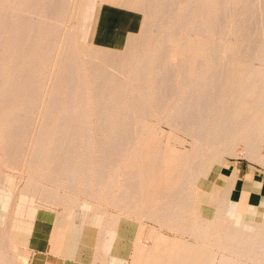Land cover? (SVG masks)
<instances>
[{
	"label": "rangeland",
	"instance_id": "obj_1",
	"mask_svg": "<svg viewBox=\"0 0 264 264\" xmlns=\"http://www.w3.org/2000/svg\"><path fill=\"white\" fill-rule=\"evenodd\" d=\"M18 1L0 0V28L18 13L10 46L0 45V218L7 225L13 217L14 241L30 253L19 255L13 245L17 263H27L38 241L87 256L89 264H185L174 252L185 244L207 254L205 264H264L263 255L238 256L226 246L234 216L260 189L264 203V163L248 153L256 146L238 138L234 154H226L241 180L237 189L232 178L196 174L221 147L210 139L216 114L224 113L217 97L227 80L248 82L264 98V0ZM78 70L88 92L79 118L63 127L71 102L58 96ZM8 84L17 89L10 104ZM203 97L211 99L196 131L188 122ZM41 150L46 155L35 160ZM155 171L162 179L151 188ZM174 182L186 198H169ZM201 186L220 208L209 217L200 207ZM229 194L236 197L224 202Z\"/></svg>",
	"mask_w": 264,
	"mask_h": 264
},
{
	"label": "bare ground",
	"instance_id": "obj_2",
	"mask_svg": "<svg viewBox=\"0 0 264 264\" xmlns=\"http://www.w3.org/2000/svg\"><path fill=\"white\" fill-rule=\"evenodd\" d=\"M6 1V0H5ZM18 1V0H17ZM21 3L22 1L19 0ZM18 1V2H19ZM11 2V0H10ZM6 3V2H5ZM21 3H18L21 5ZM24 3V2H23ZM22 3V4H23ZM7 4H10L7 1ZM6 4V5H7ZM5 5V6H6ZM10 6V5H8ZM17 7V6H16ZM13 8V7H12ZM6 9L7 6H6ZM5 9V10H6ZM15 9V8H14ZM13 9V11H14ZM22 9V8H20ZM38 10V9H35ZM101 10V9H100ZM99 10V11H100ZM7 11V10H6ZM12 11V10H11ZM9 10V13L11 12ZM16 9L14 11V14L11 12L10 14V19H7L4 21L5 23H7L6 25L2 26L0 28V45L3 44H7V46H10L9 44L12 42V31L15 25H13V22L16 19V16L18 13H15ZM21 14V13H20ZM25 16V15H24ZM7 18V17H6ZM4 23V24H5ZM131 26V25H130ZM35 27V26H34ZM33 27V28H34ZM132 27V26H131ZM98 29V28H97ZM34 31V30H33ZM133 32V31H132ZM30 35V33H29ZM28 35V36H29ZM59 35V34H57ZM56 35V37H58ZM54 36V35H53ZM51 38V37H50ZM119 38V37H118ZM56 39V38H55ZM71 39V38H70ZM69 39V40H70ZM117 39V38H116ZM68 41V40H67ZM56 42V41H55ZM58 42V41H57ZM69 43H72V40H70ZM118 43V42H117ZM117 43H116V47H117ZM51 47V46H50ZM1 49V47H0ZM49 49V48H48ZM71 49V48H70ZM69 49V50H70ZM118 49V47H117ZM56 50V49H55ZM47 51V50H45ZM97 55L102 58L103 57V46L102 44L99 46V49L97 50ZM107 52V51H105ZM46 53V52H44ZM67 54V53H66ZM69 55V54H68ZM96 55V54H95ZM46 56V55H45ZM79 57V56H78ZM42 58V57H41ZM74 58L78 59L76 56H74ZM49 59V57H48ZM72 59V58H71ZM97 59V58H96ZM119 59V58H118ZM65 61V60H64ZM67 61H70L67 60ZM74 61V59L72 60ZM78 61V60H77ZM1 63V62H0ZM95 63V62H94ZM204 63V62H203ZM186 64V61L181 59V65ZM121 65V64H120ZM100 66V65H99ZM184 66V65H183ZM50 67V66H49ZM32 68V67H31ZM34 69V68H33ZM37 69V68H36ZM72 70V68H70ZM94 71V70H93ZM95 74L96 71H94ZM1 74V72H0ZM62 74V73H61ZM91 74V73H90ZM14 75V74H13ZM13 77V76H12ZM68 77V76H67ZM234 77V76H233ZM233 77H231L232 79L230 81L227 80L226 85L224 86V88L221 90L220 95L217 97V100L220 102V107L223 108L224 113H217L216 117L213 121V131H212V135H211V143H213L214 141L216 142L219 141V145H221V147L215 152L216 154L214 155V157H210L209 159L211 160H206V162H202L196 171V174L200 177H211V178H216L217 181H231L232 178V184L233 187L235 189L239 188L241 186V180L239 178V176H235V172H236V168L235 167H230V165L228 164L227 158H226V154H234V148L236 147L235 144L237 142L238 138H241L242 140H244L245 142H248L249 144H253L254 146H256L255 148H250L249 150V154L250 156H255V157H259L260 158V162L264 163V155H261L259 153L258 150V145H262L264 144V114H262V110L264 108V98L260 97V96H256V90L254 89V87L249 84L248 82H246L244 85L242 86H237L234 83ZM81 78H83V75L78 71H76V75L75 77L71 80L73 81V83L70 82L67 84H64L65 86L62 87L60 96H58L60 99L62 100H67L68 102H71V107L68 108V110L63 114L61 121H60V125L63 127H66V124L69 123L70 120L74 119H78L79 118V112L77 111V107H78V102L85 99L87 92H88V88L81 82ZM3 79V78H2ZM9 79V78H8ZM14 79V78H13ZM66 79V77L64 78ZM70 79V78H69ZM17 80V79H16ZM15 80V81H16ZM63 80V79H62ZM69 81V80H68ZM65 82V81H64ZM63 83V81H62ZM124 83V82H123ZM13 84V83H12ZM16 84V82L14 83ZM1 87L2 84L0 85V125H1V121L4 119L5 117V111L4 108L2 107V102L3 99H1L2 94L5 93L4 88L2 89ZM19 87V86H18ZM22 87V86H21ZM58 87V86H57ZM56 87V88H57ZM99 87V86H98ZM6 88V87H5ZM16 86H13L11 84H8V95L11 97H9V99H6L9 102V104L11 103L12 100V96L15 95L16 90H15ZM98 89V88H97ZM7 91V90H6ZM21 92V91H20ZM207 92H209L206 97L211 93L210 91L207 90ZM56 93V92H55ZM58 93V91H57ZM97 90H96V94H97ZM176 93L180 94V92L176 91ZM12 95V96H11ZM18 95V94H17ZM95 95V94H94ZM4 97V96H3ZM56 97V96H55ZM202 98V101L200 103V105H193L192 107H194V115L192 117V120L189 118L190 125L194 126L193 130H201L200 126H195V122L197 117H200L205 109H206V105L208 104L207 101L211 98ZM51 98V97H50ZM15 99V98H13ZM52 102V101H51ZM82 102V101H81ZM51 104V103H50ZM54 104V103H53ZM130 106V105H129ZM49 107V105H48ZM61 108V107H60ZM48 109V108H47ZM183 109V108H182ZM83 110V109H82ZM210 110H208L207 112H209ZM217 112V111H216ZM82 113V111L80 112ZM206 113V112H205ZM178 117H177V123L179 122V120H181L185 114L183 111L181 113H178ZM192 115V114H191ZM222 115V116H221ZM224 119L222 124H219V120L220 119ZM11 118V117H10ZM10 120V119H9ZM48 123H46V127H51L50 124L52 123L51 121V116L47 117ZM53 120V119H52ZM57 120V119H56ZM206 120V119H205ZM169 121V120H168ZM188 121V120H187ZM77 122V121H76ZM79 123V122H78ZM189 125V126H190ZM76 126V125H75ZM41 127V126H40ZM71 129V128H70ZM73 129V128H72ZM188 129V127H187ZM45 130V128L43 129ZM61 130V129H60ZM184 130V129H183ZM81 132V131H80ZM185 132V131H184ZM24 133V132H23ZM77 133V132H76ZM17 134V133H16ZM19 134V133H18ZM79 134V132H78ZM78 136V135H77ZM10 137V136H9ZM12 137V136H11ZM77 138V137H76ZM14 140V139H13ZM23 140V139H22ZM21 140V141H22ZM79 140V139H78ZM45 142V141H44ZM43 142V143H44ZM18 143V141H17ZM218 143V142H217ZM69 145V144H68ZM258 146V147H257ZM38 147V146H37ZM20 148V147H19ZM58 147L55 148V152L57 151ZM66 149V148H65ZM88 149V148H87ZM21 150V149H20ZM23 150V149H22ZM53 151V152H54ZM70 149H68V153H69ZM74 151V150H73ZM75 152V151H74ZM213 152V151H212ZM46 155V152H44L43 150H41L40 153L36 152V156H35V160H38L39 158L42 157V154ZM210 153V152H209ZM35 154V153H33ZM64 154V153H63ZM214 154V153H213ZM55 156V155H54ZM63 156V155H62ZM213 156V155H212ZM57 155L54 157L56 158ZM22 158V157H21ZM58 158V157H57ZM62 158V157H61ZM63 159V158H62ZM61 159V160H62ZM213 159V160H212ZM66 160V159H65ZM180 163V162H179ZM42 165V164H41ZM174 165V164H173ZM9 166V164H8ZM46 167V166H45ZM44 167V168H45ZM177 167H179L180 169L183 170V168L186 167L185 163H180L179 165H177ZM63 168V167H62ZM80 168V167H79ZM70 169V168H69ZM74 170V168H73ZM72 170V171H73ZM78 170V169H77ZM139 170V169H138ZM71 173V172H70ZM73 173V172H72ZM232 174V177H231ZM69 175V174H68ZM151 175H155L159 177L158 180L154 181V184H151V188L156 187L158 184H160V180L162 179L161 174L157 171H155L154 173L152 172ZM22 177V176H21ZM73 177V176H72ZM182 178V177H181ZM141 179V181L143 182L144 177L139 178ZM180 179V178H179ZM210 179V178H209ZM207 182V181H206ZM174 185L170 186L169 188V194L168 196H170L169 198L171 199L173 196V193H177L176 195L179 194V199L181 197H183L182 195H184V191H179L176 190L175 185L178 184L177 182L173 183ZM26 186L30 187L31 185L27 184ZM140 187V186H139ZM25 188V187H24ZM150 188V190H151ZM206 187H202L201 188H197V193H198V197L200 198V207L202 210H204V212L206 213V216H210L213 215L215 212L219 211V206L218 205H213L211 200L209 199L210 195L212 194V192L210 191H206L205 190ZM27 189V188H26ZM215 193V192H214ZM146 194V193H145ZM33 195V194H32ZM230 195V194H229ZM256 199L255 200H251L245 203V207L247 205V207L245 208L244 211L242 212H238L235 216H234V220L231 223V227L230 229L227 231V244L226 246L227 251L232 252V254L234 255H238V256H250V255H263L264 256V203H260L261 199L263 198V191L260 189L258 190V192H256ZM27 196V195H25ZM228 196V195H227ZM175 197V196H174ZM220 197V196H219ZM236 197V194H232L230 196L227 197L225 201L229 200H233ZM183 198H186V196H184ZM14 201V199H13ZM12 201V202H13ZM131 201V200H130ZM240 201V200H239ZM258 201V202H257ZM132 202V201H131ZM73 203V202H72ZM144 203V202H143ZM242 203V202H241ZM75 204V203H74ZM125 204V203H124ZM161 204V203H160ZM13 206H15V203L11 204ZM73 205V204H72ZM76 205V204H75ZM135 205V204H134ZM225 205V204H224ZM161 207V206H160ZM164 207V206H162ZM82 208V207H81ZM10 214L12 213V209H10ZM141 210V209H140ZM31 211V210H30ZM146 211V210H145ZM150 213V212H149ZM153 213V212H152ZM31 214V213H30ZM94 214V213H93ZM174 215V214H173ZM223 215V214H222ZM83 216V215H82ZM94 216V215H93ZM175 216V215H174ZM92 217V216H91ZM8 226L10 231L12 232V226H13V217L10 215L8 217ZM73 218V217H72ZM91 219V218H90ZM99 219V218H98ZM94 219H92L93 221ZM168 221V220H167ZM53 222V221H52ZM57 224V223H56ZM97 224V223H96ZM68 227V226H67ZM193 226L190 225V228H192ZM61 229V228H59ZM193 229V228H192ZM5 230V229H4ZM7 230V229H6ZM52 230V229H51ZM55 231V230H54ZM5 233V231H4ZM34 233V231H33ZM54 233V232H53ZM52 234V232H51ZM7 235V234H6ZM49 236V235H47ZM53 237V235H50ZM5 237V235L3 236ZM8 237V236H7ZM3 239V238H2ZM6 240V238H4ZM8 240V239H7ZM1 242V241H0ZM8 242V241H7ZM6 243V242H5ZM50 243V242H49ZM65 243V242H64ZM2 244V242H1ZM66 244V243H65ZM2 245H0L1 247ZM16 246V245H15ZM72 247V245H71ZM8 248V247H7ZM33 248V247H32ZM66 247H64L65 249ZM174 248V245L172 246V249ZM0 264H4V259L8 258V254H5L6 252L4 250H2V247L0 248ZM58 249V248H57ZM68 249V247H67ZM67 249L65 251H67ZM7 250V249H6ZM69 250V249H68ZM3 251L5 252L3 254ZM9 251V249H8ZM11 251V250H10ZM70 251V250H69ZM14 252V251H13ZM150 252V251H149ZM179 253V257L183 260V262L185 264H205L204 262L206 255L204 254V252L197 248V247H193L190 245H184V246H178V248L174 251ZM9 253V252H8ZM12 253V252H11ZM65 253V252H64ZM6 255L7 257L3 258ZM233 255V256H234ZM17 256V255H16ZM204 256V257H203ZM249 258V257H247ZM7 260V259H6ZM10 263L9 262H5V264H19L17 263L16 259H15V255L14 253L11 254L10 256ZM8 261V260H7ZM145 261V260H144ZM143 261V262H144ZM211 261V260H210ZM210 263V262H209ZM134 264H136L134 262ZM219 264H244V262L242 261H237L234 258H222Z\"/></svg>",
	"mask_w": 264,
	"mask_h": 264
},
{
	"label": "crops",
	"instance_id": "obj_3",
	"mask_svg": "<svg viewBox=\"0 0 264 264\" xmlns=\"http://www.w3.org/2000/svg\"><path fill=\"white\" fill-rule=\"evenodd\" d=\"M0 207H1V203H0ZM2 222L3 223H1V218H0V241L2 242L3 250L6 252L5 253L3 251V254L4 253L8 254V258H5L7 256L3 255L4 256L3 258H5L3 263L4 264H5V262L10 263V261H11L10 256L12 254L11 252H12L13 245H14V247L19 246V249H18L19 255L28 257L30 255V253H29V255H26V253H27V250L29 248V245L28 244H24V246H21V244L18 245L14 241V238H15L14 233H13L14 231H12V232L10 231L8 223L6 225V218L5 219L3 218ZM4 231H5V233H4ZM4 235H5V237H3ZM17 236L18 235H16V237ZM4 238H6V240ZM19 243H20V241H19ZM35 243H36L35 244L36 247L31 249V250H33V252H32V255L30 256V258L27 260L26 264H89L87 256L81 255L80 258L76 259L71 255L63 254V252L60 249H53L51 251L50 249L47 248V246H49V245L52 246V244H46V242H45L44 244H40V247H37L39 242L37 241ZM8 249H9V251H8ZM31 250H30V252H31ZM96 261L98 264H101L102 260L97 259ZM133 263L134 262H132V264ZM110 264H113V263L110 262Z\"/></svg>",
	"mask_w": 264,
	"mask_h": 264
}]
</instances>
